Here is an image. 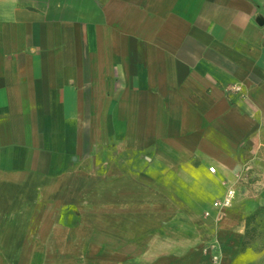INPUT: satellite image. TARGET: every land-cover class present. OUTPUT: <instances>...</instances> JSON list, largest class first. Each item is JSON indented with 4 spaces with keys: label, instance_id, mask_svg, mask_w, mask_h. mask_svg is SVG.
Returning a JSON list of instances; mask_svg holds the SVG:
<instances>
[{
    "label": "crops",
    "instance_id": "obj_1",
    "mask_svg": "<svg viewBox=\"0 0 264 264\" xmlns=\"http://www.w3.org/2000/svg\"><path fill=\"white\" fill-rule=\"evenodd\" d=\"M263 204L264 0H0V264H264Z\"/></svg>",
    "mask_w": 264,
    "mask_h": 264
},
{
    "label": "built area",
    "instance_id": "obj_2",
    "mask_svg": "<svg viewBox=\"0 0 264 264\" xmlns=\"http://www.w3.org/2000/svg\"><path fill=\"white\" fill-rule=\"evenodd\" d=\"M247 169H248V165L246 164L243 166V169H241V171L237 173L236 177L238 180H241L245 177V175H243V171ZM235 195H236V187L235 185H230L225 189V192L221 198L213 201V206L218 209L228 208L231 206L235 198Z\"/></svg>",
    "mask_w": 264,
    "mask_h": 264
},
{
    "label": "rangeland",
    "instance_id": "obj_3",
    "mask_svg": "<svg viewBox=\"0 0 264 264\" xmlns=\"http://www.w3.org/2000/svg\"><path fill=\"white\" fill-rule=\"evenodd\" d=\"M168 176H169L168 178H170V179H168L167 182H169V184H171L172 187H176L178 189L182 188L181 186H179L181 182L178 181L177 179H175L172 174H168ZM213 198H215V197H213ZM259 213H260V211L257 212V208H256L255 210H253L252 212H250L246 215L245 219H246V226H247V228H246L247 235H254L257 232L260 233L261 230L259 229V226H258V225H260V223H259V221H256V219H257L256 216H257V214L259 215Z\"/></svg>",
    "mask_w": 264,
    "mask_h": 264
},
{
    "label": "trees",
    "instance_id": "obj_4",
    "mask_svg": "<svg viewBox=\"0 0 264 264\" xmlns=\"http://www.w3.org/2000/svg\"><path fill=\"white\" fill-rule=\"evenodd\" d=\"M263 207H264V204H263Z\"/></svg>",
    "mask_w": 264,
    "mask_h": 264
}]
</instances>
